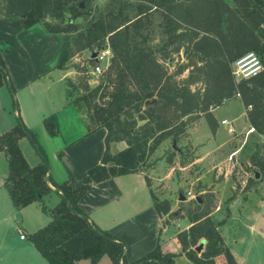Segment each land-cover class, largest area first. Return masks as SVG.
Wrapping results in <instances>:
<instances>
[{"label":"trees","instance_id":"16d2710c","mask_svg":"<svg viewBox=\"0 0 264 264\" xmlns=\"http://www.w3.org/2000/svg\"><path fill=\"white\" fill-rule=\"evenodd\" d=\"M82 1L85 0H33L21 22L25 29L42 24L48 33L64 36L57 64L60 70L67 71L72 58L84 51L107 47L112 50L108 83L94 89L84 83V93H79L74 81L66 80L69 103L83 115L89 134L102 128L108 132L102 162L88 171L79 187L71 182L53 184L36 134L18 116L16 126L0 136V153L6 154L9 163L5 186L17 209L40 203L52 217L50 224L30 235L49 264H77L81 260L97 264L104 256L114 264H130L124 241L97 227L81 209V199L93 184L145 173L141 166L146 159L165 141L178 142L194 122L193 116L206 118L215 134L218 122L212 110L237 97L250 126L264 137V70L258 77L239 82L233 76L235 62L247 53H256L264 65V0H231L232 5L225 0H146L148 4L134 5L133 15L117 7L122 3L132 5L131 1L113 0L84 29L77 21L90 12L84 11ZM157 13L163 36L160 48L152 45L150 36L155 29L149 28ZM145 30L150 32L147 38L143 37ZM182 52L185 63L170 74L159 55L172 60L173 55ZM186 71L189 75L182 84L177 77ZM2 86L15 95L0 56ZM43 124L51 137L59 135L56 115L45 118ZM23 138L41 155L39 165L28 164L19 146ZM119 142H125L127 147L111 153V144ZM254 149L250 168L264 179V144L257 143ZM147 183L150 186L148 177ZM50 184L62 198L52 209L45 206V197L52 192ZM152 195L159 216L168 215L170 201H161L153 192ZM214 203L213 195L207 193L179 214L192 223L190 232L179 233L177 238L182 252L195 264L216 263L192 250L202 242L207 252H220L224 247L219 226L211 218ZM176 257L177 254H165L159 242L153 251L131 264H175ZM232 262L236 264L233 258Z\"/></svg>","mask_w":264,"mask_h":264},{"label":"crops","instance_id":"0c3cea01","mask_svg":"<svg viewBox=\"0 0 264 264\" xmlns=\"http://www.w3.org/2000/svg\"><path fill=\"white\" fill-rule=\"evenodd\" d=\"M32 3L33 0H0V56L15 90L13 95L7 86L0 87V136L15 127L20 116L36 134L47 157L51 182L59 185L71 182L79 187L88 171L101 164L108 132L102 128L89 134L83 115L69 103L66 80L72 79V72L57 68L64 36L48 33L42 24L29 29L23 27L21 16L31 10ZM215 111L212 110L214 117ZM52 115H56L58 121L57 137H51L43 124L44 119ZM244 117L246 119L245 108ZM246 122L252 128L247 119ZM224 127L231 135L230 130H235L234 127ZM234 136L237 137L236 132ZM19 146L30 166L41 163V155L27 138L20 140ZM126 147L125 142L111 144V153L115 154ZM8 175V158L1 152L0 264H49L31 242L30 235L50 224L52 217L43 211L40 203L17 209L5 186ZM204 178L202 176L199 180L203 181ZM226 178H229L228 173L225 174ZM50 186L52 192L45 197V206L52 209L62 198L56 188L52 184ZM152 192L147 175L138 172L93 184L79 205L97 227L124 241L128 263L141 259L160 242L165 254H177L175 264H195L182 252L177 238L179 233H189L192 223L183 216L165 223V216H159L154 207ZM251 196L232 192L222 202L219 195L211 218L219 226L224 247L220 252H207L204 248L197 252L196 248H192L199 257L215 260V264H233L232 258L236 264L247 263L249 250L244 249V245L248 240L264 234V230H259L261 213L251 205ZM224 211L221 220L219 215ZM121 214L124 217L119 219ZM180 219H187L188 225L185 228L176 226L171 230V225L175 226ZM232 220L240 222L244 229L234 227L233 230L238 232L235 236H228L226 233L227 229L231 230ZM232 237L238 241L233 242ZM238 244L244 248L240 250L239 246H235ZM77 264L92 263L81 260ZM97 264L114 262L109 256H104ZM258 264H264V258Z\"/></svg>","mask_w":264,"mask_h":264},{"label":"rangeland","instance_id":"374dc122","mask_svg":"<svg viewBox=\"0 0 264 264\" xmlns=\"http://www.w3.org/2000/svg\"><path fill=\"white\" fill-rule=\"evenodd\" d=\"M112 1H82L81 6L84 7V11L90 12V14L85 15L83 19L77 21L81 24V28H86L93 20L98 18L101 13L108 9ZM128 1H131L132 5L127 4L128 6H126L122 3V5H117V7L124 8L126 13L132 15L135 13L134 5L138 3L148 4L146 0ZM225 1L232 5L231 0ZM51 21L56 23L55 20ZM160 24L161 18L157 13L154 16L153 26L149 28L155 29L154 34L150 37L153 38L152 45L158 48L161 47L163 39ZM149 33L145 30L143 37L147 38ZM105 50H110V64L105 62L106 72L95 76L91 72L96 64V58H93V55ZM160 55V59L169 69L170 74L176 73L180 66L185 63L183 52L180 55H173L172 60H164ZM112 59L113 52L109 47L102 50L84 51L72 58L67 71L72 72L71 77L78 86L79 93H84V83H87L91 89H94L107 81ZM188 75L189 72L186 71L184 74L178 76L177 80L183 84L187 80ZM198 87L200 88L201 84ZM198 87L194 86L193 89ZM215 117L219 122L215 134L212 133L206 118L193 116L194 122L190 124L185 135L180 137L178 142H176L177 149L173 148L174 140L169 139L165 141L154 154L146 159L145 163L141 166V170L147 174L153 193L161 201L168 200L171 203V211L164 217L165 223L170 222L168 217L172 213L175 214L176 220L180 216L179 214L184 213L188 207L193 206V202L200 196L211 193L215 200L213 207V210H215L219 202V195L220 200L224 202L234 192L236 195L242 196L252 194L250 198L251 205L254 209H257V212L261 213L260 221L258 222H262V224L259 226V230H264V179L261 177L257 179L254 170L248 164L250 155L255 150V145L257 143L264 144V137L258 134H252L250 137L246 136V132L250 127L244 117V106L240 99H234L216 109ZM224 119H228L232 127H234L235 130H233L232 135L229 133L228 128L221 124ZM235 132L237 137L234 136ZM241 149V153H238L233 161H230L229 157L231 154ZM226 173H228L229 178L225 179ZM202 176H205V178L203 181H200L199 178ZM182 196L185 197V200H181ZM117 206L121 207L120 204H117ZM224 215L225 211L219 215V218L222 220ZM123 217L124 215L121 214L119 219ZM188 222L187 219H180L178 223H175V226L171 225V230H174L176 226L185 228ZM239 226L244 229L240 222L232 220L231 230L227 229L226 234L228 236H235L239 230ZM234 227L238 229L237 232L233 230ZM232 241L235 242L238 239L233 238ZM235 246H239L240 250L244 248L240 244ZM244 246V249L249 250L246 264H258V261L264 258V234L262 236L261 234L258 235L256 239L252 238V240H248Z\"/></svg>","mask_w":264,"mask_h":264},{"label":"built area","instance_id":"2783aa9c","mask_svg":"<svg viewBox=\"0 0 264 264\" xmlns=\"http://www.w3.org/2000/svg\"><path fill=\"white\" fill-rule=\"evenodd\" d=\"M109 54H110V50H105L97 53L95 59L96 64L91 71L93 75L99 76L106 72V67L104 66V63L107 62L108 64H110L111 57H109L110 56ZM263 70H264V65L260 57L256 53L250 52L245 54L235 62L233 76L237 81L249 80L258 77L263 72ZM222 125L230 126L232 128L231 123L227 120L222 121ZM230 131L233 132L232 129ZM255 132L256 131L254 128H250L246 132V136L249 137ZM238 153L239 150L232 153L231 156L229 157V160L233 161L234 157H236ZM22 238L24 239L25 236H22Z\"/></svg>","mask_w":264,"mask_h":264},{"label":"water","instance_id":"95a60500","mask_svg":"<svg viewBox=\"0 0 264 264\" xmlns=\"http://www.w3.org/2000/svg\"><path fill=\"white\" fill-rule=\"evenodd\" d=\"M96 56H97V53H95V54L93 55V58H96ZM173 148H174V149H177L176 141H174ZM255 176H256L257 179H259V178H260V173H259V172H256V173H255ZM198 199H199V197L197 198V200H198ZM181 200H185V197L182 196V197H181ZM168 218H169V220H171V221L175 220V214H174V213L170 214ZM204 245H205V242H202V243L196 248V251H197V252H201V250L204 248Z\"/></svg>","mask_w":264,"mask_h":264}]
</instances>
